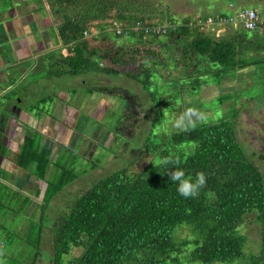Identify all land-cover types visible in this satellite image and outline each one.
<instances>
[{"label": "trees", "instance_id": "trees-1", "mask_svg": "<svg viewBox=\"0 0 264 264\" xmlns=\"http://www.w3.org/2000/svg\"><path fill=\"white\" fill-rule=\"evenodd\" d=\"M41 3L45 8L49 6L48 11L51 10L53 16L60 14L63 19L54 26L58 42L67 47L66 55L55 64L51 60H47V64L45 57L42 58L54 76L122 74L137 80L153 99L155 92L151 85L155 72L159 71V53L150 44L160 43L166 48L169 41L175 43L181 39L184 43L177 63L183 64L185 72L180 78L184 77L182 81L189 83L192 90L200 88L204 76L216 77L219 73L233 71L237 75L247 69L245 77L244 74L238 77L244 78L247 89L220 100L231 101L232 115L227 110L217 120L160 134L156 130L160 124L165 127L164 116L161 110H155L154 125L145 143L139 145L145 148L143 152L153 155V160L179 158L181 163L177 167L183 169L186 176L195 178L197 172H205L206 187L197 197L180 196L177 184L171 181L165 167H155L151 161L136 169L128 164L92 182L57 218L49 217L53 231L52 254L48 255L51 264H183L181 255L185 250L189 251L190 262L264 264V243L259 253L247 252L248 238L240 230L254 213L264 228V153L250 148L237 135L238 116L247 105L256 101L255 105L264 107V77L258 81L257 78L251 82L246 80L248 71L264 64V34L259 30L264 29L263 26L247 31L229 24L227 27L232 31L222 36L218 27L213 26L220 17L234 15L240 8L229 15L210 14L197 19L187 15L179 23L172 19L171 25L162 32L156 24L146 20L156 16L146 13L154 4L151 0H41ZM114 9L116 16L111 14ZM210 17L214 24H199ZM138 23L140 26L136 28ZM92 24L99 32L87 37ZM110 26L112 29L108 30ZM166 34L170 37L168 42L161 40ZM122 37L130 38L128 48L113 44ZM137 38L140 43L134 42ZM163 63L168 66V61ZM260 80L263 81L260 83ZM123 89L91 84L87 90L90 95L96 92L107 96L118 94L129 100L115 126H109L113 133L126 131L124 118L131 115L127 110L133 106L132 100L140 104L133 93ZM115 114L110 113V116ZM33 137L25 138L16 161L24 170L33 169L46 183L42 200L38 202L41 206L38 220L29 224L27 232L30 233L22 236L31 255L18 257L29 252L27 249L17 253L18 258L13 253L3 252L0 259L3 264H39L44 253L42 233L50 202L77 177L67 167H49L51 150L35 149ZM168 167L169 171H174L176 166ZM209 191L214 197L206 195ZM40 194L41 190H37L36 196L26 197L24 202L38 201ZM184 225L191 227L193 236L178 239L176 231ZM262 235L264 237V230ZM74 247L81 248L80 254L68 257Z\"/></svg>", "mask_w": 264, "mask_h": 264}, {"label": "rangeland", "instance_id": "rangeland-1", "mask_svg": "<svg viewBox=\"0 0 264 264\" xmlns=\"http://www.w3.org/2000/svg\"><path fill=\"white\" fill-rule=\"evenodd\" d=\"M34 1L39 7L37 11L33 12L37 18V29L33 30L34 36L39 43L44 33L50 38L47 41L50 42L51 40L53 45L48 50L46 44L45 50L47 52L44 57L47 64L50 60L55 64V61L67 53V47L58 42L55 29V26L60 24L63 19L60 14L53 16L51 10L48 11L42 5L41 0ZM151 1L154 4L147 9L146 13H154L156 16L146 20L159 27H169L172 19L175 20V23H179L187 15H193L195 19L198 16L210 14L226 13L229 15L234 10L245 7L255 9L261 17H264V0ZM4 2L7 10L16 6L14 0H0V11L3 9L1 3ZM111 14L116 16V10H112ZM227 25L226 22L224 24L217 23L213 27H218L224 36V34L227 35L232 31ZM94 26L96 25H91L90 31L86 34L87 37L98 34L99 30ZM111 29V26L108 27V30ZM259 30L260 33L264 34V29ZM161 40L168 42L170 40L169 34L162 35ZM183 40L173 41L175 43L169 41L166 48H163L160 43L150 44L159 53L157 58L159 71L155 72L151 85V90L155 92L153 99L137 80L122 74L89 73L73 76L70 73H65L61 76H54V74L51 75L52 72H50L49 67L41 70L43 68L42 60L36 68L34 64L37 65V60L22 64V67H25L24 71L16 68L14 76L17 75V81L6 91L7 99L9 98L13 102L15 100L21 101L24 115L30 117L35 114L40 120L45 117V119L52 118L59 122L55 124V127L50 124L49 127L46 125L45 129L41 127V130L44 131L42 133L45 135L43 136L38 131L33 137V147L35 149L46 147L51 150L49 157L52 164L49 167L58 168L56 165H61L62 168L67 167L74 174H77L76 179L55 195L50 202L42 233V250L44 253L39 264H51V260L48 259V255L52 254L53 247L52 221L50 218H57L59 214L68 210L72 200L85 192L92 182L126 167L128 164L136 169V167L149 165L150 161L153 160V155L148 151L143 152L145 148L139 147V145L145 143V138L154 125L155 110H161L164 116L165 127L160 124L156 130L160 134H168L175 130L173 121L186 110H191V123L188 127H193L197 123L210 119L217 120L227 110L230 111V115L233 114L231 101L221 102L220 100L224 96L234 97L236 93H241L240 91L247 89L244 78L238 79V77L243 76L247 69L244 72L240 71L237 75L233 71L231 73H219L216 77L214 75L204 76L200 80L202 83L200 88L192 90L189 83L182 81L184 77L180 78V74L185 72L183 64L179 61L177 63V57L179 59V54L182 52ZM129 42H131L129 37H122L114 41L113 44L128 48ZM134 42L140 43L141 40L137 38ZM167 61L168 66H164L163 62ZM56 67L55 65L54 69ZM247 75L246 80L248 82H251L253 78H257L258 81L264 77V64L253 67ZM262 81L260 80V83ZM91 84L115 89L124 88L127 92L133 93L140 102L137 105L136 99L132 100L134 104L129 106L130 108L127 110L131 115L124 118V124L127 126L125 132L117 130V133L116 131L113 133L109 126H115V122L122 114L123 109L127 108L129 100L126 101V98L120 97L118 94H112V96L105 94V96L103 93L96 92L90 95L87 90ZM255 102L251 101L246 109L239 114L237 135L246 144L248 143L250 148L255 147L264 153V107L263 104L255 105ZM110 113L116 114L111 117ZM160 139L161 136L156 141ZM16 149H10V158H15L18 151L21 150L18 147ZM150 150L152 151V149ZM14 161L16 163L15 159ZM52 168H50L47 177ZM21 169L19 167L15 175L16 180L14 176L12 178V172L9 173L4 168L0 171V250L15 255L26 249L30 250L22 236L27 232L29 224L38 220L41 207L38 202L42 200V191L46 186V183L38 178L33 169ZM58 173L59 171H55V174ZM37 190H41L38 201L31 202V199L30 204L25 203V198L36 196ZM256 217L255 213L250 214L245 224L240 228L241 232L246 234L248 238L247 252L259 253L263 247L262 231L264 228ZM28 233L30 231L26 234ZM176 236L178 239L190 238L193 236V231L191 227L184 225L177 229ZM80 252L81 248L74 247L68 257L79 255ZM28 255H31L30 251L24 252L18 257H27ZM189 256V251L185 250L181 255L183 264H203L190 262ZM18 257L16 255V258ZM1 258L2 256H0ZM234 264L248 263L236 261Z\"/></svg>", "mask_w": 264, "mask_h": 264}, {"label": "crops", "instance_id": "crops-1", "mask_svg": "<svg viewBox=\"0 0 264 264\" xmlns=\"http://www.w3.org/2000/svg\"><path fill=\"white\" fill-rule=\"evenodd\" d=\"M14 2L16 6L10 10H7L5 2L1 3L3 9L0 11V171L4 168L9 173L12 172V178L14 176L16 180L15 175L19 166L14 159L17 161L21 150L13 159L9 155L10 149L22 148L25 123L29 127L26 135L33 137L38 131L43 136L45 135L42 133L44 131L41 130V127L45 129V126L49 127V124L55 127V124L59 122L52 118L45 119V117L40 120L35 114L29 117V115H24V109L20 110L21 117H18V113H10L15 102L7 99L6 91L17 81V75L14 76L16 68L24 71L25 67H22V64L37 60V65L34 64L36 68L42 60L43 68L41 70L46 69L42 58L47 52L45 48L48 46L49 50L53 45L51 40L47 41L50 38L45 33L40 43L34 36V31L37 29V18L33 12L39 8L38 4L34 0H14ZM48 7L47 5V10Z\"/></svg>", "mask_w": 264, "mask_h": 264}, {"label": "clouds", "instance_id": "clouds-1", "mask_svg": "<svg viewBox=\"0 0 264 264\" xmlns=\"http://www.w3.org/2000/svg\"><path fill=\"white\" fill-rule=\"evenodd\" d=\"M168 28V27H167ZM165 115H167L165 113ZM206 119L205 117H201ZM191 123V110H186L179 118L173 121V126L178 129H185ZM155 167H165L167 173L170 175L172 182L177 184V191L180 196L184 198H195L200 194V190L206 187L207 178L203 171L197 172L195 178L191 176H186L185 171L177 167L181 163L179 158L172 159L170 157H157L155 160H151ZM169 165H175L174 171H169ZM209 197H214V193L209 191L206 193ZM4 253L0 250V256ZM0 264H3L0 261Z\"/></svg>", "mask_w": 264, "mask_h": 264}, {"label": "built area", "instance_id": "built-area-1", "mask_svg": "<svg viewBox=\"0 0 264 264\" xmlns=\"http://www.w3.org/2000/svg\"><path fill=\"white\" fill-rule=\"evenodd\" d=\"M203 22H204V24H207V25L214 24V20L211 17L206 22L204 20L199 21V24H201ZM225 22L228 25L232 24V25H235L236 27L241 26L247 30H255V29L259 28L260 26H263V28H264V17H260L259 14L257 13V11H255L252 8H241L234 15L232 14L228 17L222 16L219 18L218 23L224 24ZM191 23H193V22H191ZM139 26H140V24L138 23L136 25V28H138ZM158 30L165 32L167 30V27H163V26L159 27L158 26Z\"/></svg>", "mask_w": 264, "mask_h": 264}, {"label": "flooded vegetation", "instance_id": "flooded-vegetation-1", "mask_svg": "<svg viewBox=\"0 0 264 264\" xmlns=\"http://www.w3.org/2000/svg\"><path fill=\"white\" fill-rule=\"evenodd\" d=\"M15 105H14V107H12L11 108V110H10V113L12 112V113H14V114H17L18 113V117L20 116L21 117V114H20V110L21 109H23L22 108V106H21V101H18V100H16L15 101V103H14ZM13 114V115H14ZM90 120V119H89ZM91 121V120H90ZM8 124H9V122H8ZM91 126H92V124H91ZM28 125H26V123H25V128H24V140H25V138H27L29 135H26L28 132H27V130H28ZM10 135H11V133H9ZM9 135V136H10ZM8 136V135H7ZM87 135L85 134V137H86ZM4 140V139H3Z\"/></svg>", "mask_w": 264, "mask_h": 264}]
</instances>
